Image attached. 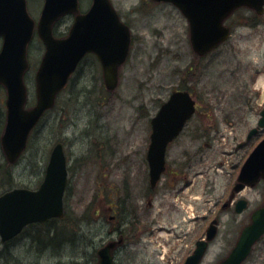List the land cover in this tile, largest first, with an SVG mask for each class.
I'll return each instance as SVG.
<instances>
[{
	"label": "rangeland",
	"instance_id": "374dc122",
	"mask_svg": "<svg viewBox=\"0 0 264 264\" xmlns=\"http://www.w3.org/2000/svg\"><path fill=\"white\" fill-rule=\"evenodd\" d=\"M44 1L27 0L28 11L37 21ZM112 2L132 33L130 54L119 68L118 87L112 92L106 89L99 61L88 55L58 96L56 106L32 131L25 152L15 164H6L1 147L7 92L0 88V181L4 174H11V187L37 188L53 146L62 142L69 159L66 202L70 227L64 241L72 236L73 241L79 240L77 247L67 244L68 253L59 251V244L50 243L43 251L34 253L39 242H33L32 238L40 231L46 234V228L53 232L56 227L52 224L32 226L13 241L0 242L2 263L11 264L12 260L19 259L38 264H71L72 261L93 264L94 250L112 239L108 231L115 223L107 218L114 211L107 210V204L115 205L129 197L132 204L128 211L133 212L135 208L151 205L155 199L146 197L154 195L146 158L151 120L173 91L188 87L187 66L192 60L191 65L195 67L196 58L191 59L187 20L178 8L169 7L168 3L161 6L153 2L154 6L149 0ZM90 4L91 0H80L81 10H87ZM73 20V15L63 17L56 26L57 33L67 35ZM250 33L251 30H247V35L239 42L244 50L241 61L233 55H219L208 76L200 78V70L196 73L199 79H195L197 84L191 89L199 108L184 132L170 144L169 173L164 172L158 184L159 188L169 189L166 182H177L173 180L172 171L176 162H180L191 188L187 199L167 190L165 200L155 202L156 208L146 221L144 236H129L119 244L116 264H160L166 251L171 254L180 242L166 230V223L176 220L184 207L190 205L195 215L191 221L193 242L200 237L197 232L201 217L208 216L207 225L213 218H221L218 235L203 263L218 264L250 222L251 212L264 202V183H258L244 193L250 201L246 212L240 215L232 207L221 209L232 193V182L239 174L237 170L264 137L263 130L247 138L250 130L257 126L264 105V41ZM1 42L2 39L0 48ZM245 48H250V52ZM44 52L45 46L35 34L28 48L29 68L25 75L28 106L36 101L35 76ZM238 64L241 67L238 68ZM2 191L0 185V194ZM173 203L177 210L167 211ZM161 226L166 229L161 231ZM111 236L119 242L115 231ZM73 249L79 252L75 259L69 256ZM181 253L173 252V256ZM244 264H264V236Z\"/></svg>",
	"mask_w": 264,
	"mask_h": 264
},
{
	"label": "water",
	"instance_id": "95a60500",
	"mask_svg": "<svg viewBox=\"0 0 264 264\" xmlns=\"http://www.w3.org/2000/svg\"><path fill=\"white\" fill-rule=\"evenodd\" d=\"M161 1V0H158ZM175 3L190 19L194 49L205 54L228 36L224 19L236 7L249 5L262 11L264 0H164ZM79 0H45L37 32L45 45V53L36 73V103L27 108V86L24 75L28 69L27 48L33 38L36 22L29 15L26 0H0V84L7 90L6 126L1 138L3 152L15 163L27 147L29 135L45 112L56 102L57 95L68 83L82 58L89 52L102 64L109 89L118 85L119 66L130 49V30L110 0H93L86 13H78ZM77 13L67 37L54 35L53 26L62 16ZM195 112V101L185 91L174 92L152 119L151 143L147 159L150 180L155 187L166 169L168 144L183 130ZM263 117L259 121L264 126ZM256 132L251 130L249 137ZM1 162V160H0ZM264 179V139L254 148L238 177L237 191L246 184L255 185ZM68 184L67 157L62 143H57L50 155L45 176L37 189L14 188L0 196V235L5 242L20 234L32 223H47L65 215L64 196ZM243 211L246 201H239ZM215 228L211 227L208 239ZM264 235V205L254 211L252 221L229 256L220 264H241L254 244ZM207 243L202 241L185 264H199ZM115 243L101 248L97 264H114L111 251Z\"/></svg>",
	"mask_w": 264,
	"mask_h": 264
},
{
	"label": "flooded vegetation",
	"instance_id": "af4514ba",
	"mask_svg": "<svg viewBox=\"0 0 264 264\" xmlns=\"http://www.w3.org/2000/svg\"><path fill=\"white\" fill-rule=\"evenodd\" d=\"M223 24L229 30V35L227 39L223 41L222 43H220L218 47L206 53L205 55H198L193 50L192 34H191L192 26H191L190 20L187 19L188 42H189V46L191 49V59H193V57L196 58L195 67L191 65L192 60H190V64H188L187 66V72L190 76V79L188 80V87L186 88L188 91H190L192 95H193V90L191 88L197 84V82H195V79H199V77L196 74L197 71L200 70V76H201L200 78H202L203 76H208L209 70L211 68L214 69L215 68L214 64L217 63V61L215 60V57L219 55H224V54L233 55L238 59V61H241V54L244 50L240 47L239 42L241 39H243L247 35V30H251V33L249 34L250 36L262 37L261 40L264 41V36H263L264 35V9L262 12H259L253 7L240 6L234 9L225 18ZM245 49H248V52H250V48H245ZM239 67L241 66H239L238 64V68ZM197 105H198L197 106V110H198L199 108L198 102H197ZM263 109H264V105L262 106L261 111ZM263 130L264 128L259 129L257 133L259 134V132L261 133ZM166 171H168L169 173V169ZM172 174L174 175L173 180L175 181L177 180V182H166L168 184L169 189L159 188L158 186L152 189L154 195L147 194L146 197H150V199L152 197H155L153 203L151 201V205H144L143 207L141 206L140 209L135 208L133 212L128 211V207L132 204V202H129V197H127L126 199L120 202H117L115 205H113L112 203L111 204L109 203V205L107 204V210L114 211V213L111 214V216H109L107 220H110V222L115 223L114 226L109 227L108 233L110 234V237L112 238L110 242H113L112 240H116L114 236H111L112 234H114V231L116 232V236L119 237L118 239L122 243L126 241V239L129 236H141V237L144 236L145 231H147V230L144 231V229H147L146 221H148V219L151 217L153 211L156 208L155 202H157L158 200L160 202L165 200L167 190L175 191V193L177 192L179 196L183 195L184 198L187 197L189 190L191 188H190L188 174L183 171L180 162H176V167L173 169ZM181 178H183V182ZM180 182L182 183L179 184ZM234 184L235 183L232 182L233 188H234ZM110 195H109V198L111 199ZM242 197L246 198L243 194L235 193L234 190H232V193L229 196V199L224 202V204L228 202L227 204H225V208L229 209L232 207L233 211H235L236 202L238 201V199ZM175 205L176 204L174 203L172 205L170 204L168 207L169 210L167 209V211L174 212L175 210H177ZM260 205H262V203ZM157 208H159V206ZM162 208H164V205H162ZM225 208H224V205L221 207L222 210H224ZM145 209H146V213H144ZM247 210L248 209H246L244 212H246ZM136 213L137 215H135ZM193 217H195V215L192 214V208L190 205L188 208L184 207V209L181 211L180 215L178 216L176 220L170 221V223H166L165 227L167 229L161 226L162 228L161 231H164L165 229L167 231H170L172 236L175 238V240H178L180 242L179 244L174 246V250L171 252V254H168V251H166L167 254L163 255L164 260L161 261L160 264H185L188 256H190L196 249L198 241L206 239L207 231L209 227L212 225V223H216L217 225L219 223V220L221 219V218L219 219L218 217H215L209 223V225H207L208 216L205 215L201 217L200 220H202V223L199 226V231L197 232V237L198 236L200 237L196 238L195 242H193L192 240L193 235L191 233L192 231L191 221ZM145 218H147V220ZM151 230L153 229L151 228ZM164 233L166 234V232ZM213 242L214 240L212 242L210 241L209 245L211 246ZM173 252L176 254H179L181 252L182 253L179 256H173ZM165 255H168V256H165ZM201 263L203 264L204 261ZM215 263L216 262H214V264Z\"/></svg>",
	"mask_w": 264,
	"mask_h": 264
},
{
	"label": "bare ground",
	"instance_id": "6f19581e",
	"mask_svg": "<svg viewBox=\"0 0 264 264\" xmlns=\"http://www.w3.org/2000/svg\"><path fill=\"white\" fill-rule=\"evenodd\" d=\"M176 4L175 3H173V4H171L169 7H173V6H175ZM177 7V6H176ZM41 13H42V11H41ZM40 16H41V14H40ZM39 19H40V17H39ZM39 21V20H38ZM191 34H192V41H193V32H192V28H191ZM131 45H132V40L130 39V49L129 50H131ZM104 83H105V86H106V89L108 90V91H110V92H112V91H114L116 88H114V89H109L108 87H107V85H106V82L104 81ZM56 106V105H55ZM188 122H189V119H188ZM35 129V128H34ZM34 129H32V130H34ZM58 143V142H57ZM48 163H49V161H48ZM48 163H47V165H48ZM9 190H3L2 191V194H4V193H6V192H8ZM228 203V202H227ZM227 203H225V204H227ZM225 204L223 203V205H224V208H225ZM64 205L65 206H68V204H67V202H66V198L64 199ZM226 209V208H225ZM47 223H50V224H52L54 227H56V228H60V227H70V226H66L65 224H63V222L62 221H57L56 219H53V220H48L47 221ZM71 228H73V226L71 225ZM37 236H39V237H46L45 235H43L42 234V232L40 231V232H38L37 233ZM44 240H49V241H51V242H53L54 243V245L56 246H58V244H59V251H63L64 253H68L69 252V247H68V245H67V243L64 241V239L62 238V236H61V234L57 231V230H55L54 231V233H53V237L51 238V239H48L47 237L44 239ZM110 243V241L107 243V244H109ZM106 244V245H107ZM105 245V246H106ZM257 245V244H256ZM255 245V246H256ZM46 246H47V242H42V243H38L36 246H35V248L33 249V251H34V253H37L38 252V250H42L43 248H46ZM103 248V247H102ZM76 249V248H75ZM75 249H73L71 252H70V255L69 256H71V257H73L72 259H75V257H78L79 256V252H77ZM43 251V250H42ZM111 254H112V256H113V259H114V257H115V252H114V250H112L111 251ZM100 258H101V256L99 255V253L97 254V263H99V261H100ZM205 260V258H203L202 259V262ZM16 261H21V260H19V259H16ZM72 262H74V261H72ZM96 263V264H97Z\"/></svg>",
	"mask_w": 264,
	"mask_h": 264
},
{
	"label": "trees",
	"instance_id": "16d2710c",
	"mask_svg": "<svg viewBox=\"0 0 264 264\" xmlns=\"http://www.w3.org/2000/svg\"><path fill=\"white\" fill-rule=\"evenodd\" d=\"M54 31H55V33H56V27L54 28ZM56 35H57V33H56ZM6 164H9V163H7L6 162ZM9 168V167H8ZM12 182H13V176H11V174H4V176H3V178H1V181H0V185H1V187H2V190H9V189H11L12 187ZM69 213L67 212V214H66V216H65V218L64 219H62V220H57V221H62L63 222V224H65L66 226H68V220H69ZM49 226L51 225V224H48ZM48 225H32V226H42V227H46V226H48ZM31 226V227H32ZM60 229V230H59ZM45 230H47V232H46V234H44L48 239H51L52 237H53V233H54V231L53 232H51L48 228H46ZM55 230H57L60 234H61V236H62V238L63 239H65L66 238V235L68 234L67 232H68V227H60V228H55ZM46 237H39V236H37V237H33L32 238V241L33 242H36V243H38V242H40V243H42V242H47V246L46 247H49V243L50 244H54L53 242H51V241H49V240H44ZM74 240V236H72V237H70V239L69 240H67V241H65L68 245H70V246H72V247H77V245H78V241H73ZM0 254H2V253H0ZM4 259V256L3 257H1L0 256V264H8V263H2L1 261ZM36 260H38V262H40V260L39 259H36ZM11 264H38V263H36V261H16L15 260V262H14V260H12L11 261ZM60 264V263H59ZM71 264H74L73 262L71 263Z\"/></svg>",
	"mask_w": 264,
	"mask_h": 264
}]
</instances>
